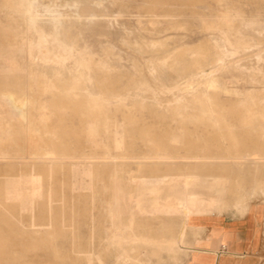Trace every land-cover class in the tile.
Segmentation results:
<instances>
[{
    "label": "rangeland",
    "instance_id": "rangeland-1",
    "mask_svg": "<svg viewBox=\"0 0 264 264\" xmlns=\"http://www.w3.org/2000/svg\"><path fill=\"white\" fill-rule=\"evenodd\" d=\"M23 13L32 19H22ZM0 55V94L32 96L24 107L29 119L21 123L32 130L29 138L17 131V120L0 116V201L11 208V214L1 215L13 216L0 222L7 240L0 257H11L0 264H185V252L174 257L166 250L153 253L159 246L146 242L133 247L115 241L121 233L117 225L130 216L124 212L130 199L119 196L130 177L159 180V172L184 167L228 176L223 194L208 183L196 188L225 207L201 217L238 216L248 204L264 209V165L236 159L264 146V0H0ZM129 118L154 140L127 131ZM56 122L61 133L54 139L42 128ZM180 132L175 143L172 137ZM115 138L121 139L120 148ZM37 146L58 150L53 172L48 160L31 156ZM158 147L189 160L144 159ZM84 169L93 177L84 176ZM31 171L42 175L51 198L22 209L4 196L3 187ZM138 222L146 227L140 224L137 233L159 237V219ZM196 224L189 240L204 229ZM137 251L145 261L119 259Z\"/></svg>",
    "mask_w": 264,
    "mask_h": 264
},
{
    "label": "bare ground",
    "instance_id": "bare-ground-1",
    "mask_svg": "<svg viewBox=\"0 0 264 264\" xmlns=\"http://www.w3.org/2000/svg\"><path fill=\"white\" fill-rule=\"evenodd\" d=\"M28 3V2H27ZM33 3V1H32ZM147 3V2H146ZM156 3V2H153ZM163 3V2H162ZM181 4V3H180ZM182 5V4H181ZM187 5V4H186ZM151 10V9H150ZM148 11V10H147ZM160 12V11H159ZM151 13V12H150ZM152 14V13H151ZM236 14V13H235ZM237 15V14H236ZM232 14L230 15V17ZM21 18L24 20L32 19L31 14L23 13ZM55 20V19H54ZM23 23V22H22ZM40 23V21H39ZM39 25V24H38ZM46 30V29H45ZM37 31V30H36ZM39 33V30H38ZM44 33V32H43ZM41 34V33H40ZM31 31L28 30V37H31ZM46 35V34H45ZM38 38V37H37ZM55 38V37H54ZM49 40V39H48ZM55 40V39H54ZM27 41V39H26ZM28 42V41H27ZM37 42V41H36ZM240 43V42H239ZM66 44V43H65ZM68 44V43H67ZM70 44V43H69ZM27 46V45H26ZM49 46V45H48ZM36 47V46H35ZM42 47V46H41ZM239 47V46H238ZM38 48V47H37ZM8 50V49H7ZM37 50V49H36ZM151 50V49H150ZM34 51V50H33ZM9 52V51H8ZM7 52V53H8ZM37 52V51H36ZM5 54V53H4ZM9 54V53H8ZM38 54V53H37ZM1 56V55H0ZM35 58V57H34ZM24 61V60H23ZM15 62V61H14ZM16 63V62H15ZM223 64V63H222ZM227 64V63H226ZM232 64V63H231ZM7 65V64H6ZM97 68L101 67L99 62H93ZM228 65V64H227ZM10 66V65H9ZM1 67V66H0ZM153 67V66H152ZM214 67V66H213ZM69 69H73L71 65L68 67ZM5 69V68H4ZM212 69V68H211ZM2 70V69H0ZM214 70V69H213ZM4 71V70H3ZM206 71V70H205ZM213 72V71H212ZM203 74V73H202ZM196 77V76H195ZM200 77V76H199ZM104 79V77H103ZM195 79V78H194ZM197 80V79H196ZM194 80V81H196ZM122 81V80H121ZM199 81V80H197ZM204 81V80H203ZM227 83V82H226ZM222 85V84H221ZM234 85V84H233ZM204 86V85H203ZM226 86V85H225ZM223 87V86H222ZM232 87V86H231ZM234 87V86H233ZM262 89V88H261ZM233 90V89H232ZM239 90V89H238ZM224 91H226L224 89ZM71 92V91H70ZM109 92V91H108ZM107 93V92H106ZM229 93V91H228ZM132 95V94H131ZM208 96V95H207ZM211 96V95H209ZM216 96V95H215ZM257 96V95H256ZM105 97V96H104ZM260 97V96H259ZM106 98V97H105ZM246 98V97H245ZM0 99L2 100L1 104H5L8 108L3 107L0 110V116L4 119H11L17 120L18 128L17 131L19 133L26 134L29 138L30 133L32 130L30 128H25L21 126V123L24 120L29 119V113L26 112L25 106L27 105L28 101L32 100V96L26 91L15 92L13 90L1 91ZM121 99V98H120ZM243 99V98H242ZM250 99V98H249ZM162 100V99H161ZM252 100V99H251ZM130 101V100H129ZM243 101H245L243 99ZM248 101V99H247ZM209 103V101H207ZM128 104V103H127ZM140 104V103H139ZM136 105V104H135ZM117 106V105H116ZM188 106V105H187ZM222 106V105H221ZM27 107V106H26ZM64 107V106H63ZM62 107V108H63ZM236 108V107H235ZM30 109V108H29ZM183 109V108H182ZM216 109V108H215ZM225 110V109H224ZM227 110V109H226ZM159 112V111H158ZM222 113V112H221ZM232 113V112H231ZM239 113V112H238ZM215 114V113H214ZM118 115V114H117ZM233 115V114H232ZM136 116V115H135ZM197 116V115H196ZM96 124H99V116L97 115ZM240 117V116H238ZM88 118V117H87ZM123 118V117H122ZM177 118V117H176ZM137 120L134 118H129L125 122L127 126V131L129 132H139L140 134H146L142 136V139H146L148 141H153L152 137H149L148 130L145 128L137 127ZM144 122H142L143 124ZM207 123V122H206ZM27 124V123H26ZM60 122H56V124H50L47 127H43L42 131L49 135L50 138L55 139L57 138L60 133ZM194 126V125H193ZM259 126V125H258ZM20 127L22 129H20ZM240 127V126H239ZM175 129V128H174ZM41 131L40 129H38ZM156 131V130H155ZM67 133V131H66ZM256 133V132H255ZM180 133H174L172 140L175 143H178L180 140ZM245 134V133H244ZM150 135V134H149ZM248 135V134H247ZM36 136V135H35ZM24 136V138H27ZM158 137V136H157ZM167 138V137H165ZM109 139V138H108ZM170 139V137H169ZM147 141V142H148ZM157 141V140H156ZM168 141V140H167ZM184 142V141H183ZM257 143V142H256ZM121 139L115 138L114 139V146L116 148L121 147ZM170 144V143H169ZM175 145V144H174ZM183 145V144H182ZM86 146V145H85ZM125 146V145H124ZM153 146V145H152ZM167 146V145H166ZM184 146V145H183ZM257 146V145H256ZM22 145H19L21 148ZM132 147V146H131ZM150 147V146H148ZM221 147V146H220ZM27 148V147H26ZM86 148V147H85ZM186 148V147H185ZM90 149V148H89ZM130 149V148H129ZM132 149V148H131ZM156 151L147 153L143 157L144 159H159V158H172V157H190L189 155L180 154L181 152H170L164 150H159L155 148ZM209 149V148H208ZM103 150V149H102ZM116 150V149H115ZM130 151V150H129ZM132 152V151H131ZM103 153V152H102ZM118 153V152H117ZM27 154V152H26ZM122 154V153H121ZM32 157H39L48 160L46 165L49 166L48 171L50 173L53 172V166L55 163L53 160L55 158H60V154L56 147L51 148L48 146H37L32 152ZM122 156H125L124 154ZM63 157V156H62ZM95 155H87L86 158H94ZM130 157V156H129ZM135 157V156H134ZM137 157V156H136ZM140 157V156H139ZM194 158H201L204 159L207 156L204 154H194L192 155ZM72 158V157H71ZM74 158V156H73ZM104 158V157H103ZM102 158V159H103ZM138 158V157H137ZM136 158V159H137ZM142 158V157H141ZM208 158V157H207ZM223 158V156H221ZM120 159V158H119ZM135 159V160H136ZM224 159V158H223ZM237 161L240 163L244 161H255L260 162L264 165V146L263 144H258L257 148L249 153H243L239 156H236ZM32 160V159H31ZM115 160V159H114ZM133 160V158H132ZM138 160V159H137ZM143 160V159H142ZM189 160V158H188ZM95 161V160H94ZM134 161V160H133ZM223 161V160H222ZM228 161V160H227ZM33 162V161H32ZM77 162V161H75ZM74 162V163H75ZM6 163V162H5ZM22 163V162H21ZM24 163V162H23ZM34 163V162H33ZM38 163V162H37ZM42 163V162H40ZM67 163V162H66ZM69 163V162H68ZM92 163V162H91ZM89 163V164H91ZM96 163V162H95ZM98 163V162H97ZM103 163V162H102ZM109 163V162H108ZM113 163V162H112ZM117 163V162H116ZM130 163V162H129ZM148 163V162H145ZM161 163V162H160ZM168 163V162H167ZM172 163V161H171ZM203 163V162H202ZM216 163V162H215ZM223 163V162H222ZM228 163V162H227ZM231 163V162H230ZM245 163V162H244ZM254 163V162H251ZM20 164V163H19ZM36 164V163H35ZM78 164V163H76ZM140 164V163H139ZM153 164V162H152ZM32 165V164H31ZM44 165V164H43ZM79 165V164H78ZM105 165V164H104ZM197 165V164H196ZM239 165V163H238ZM36 166V165H35ZM75 166V165H73ZM77 166V165H76ZM92 166V165H91ZM175 166V165H174ZM79 167V166H78ZM81 167V166H80ZM98 167V165H97ZM102 167V164H101ZM150 167V166H149ZM190 167V166H189ZM253 167V166H252ZM33 168V166H32ZM40 168V167H39ZM87 168V166H86ZM181 168V167H180ZM261 168V167H260ZM242 169V168H241ZM150 170V169H149ZM81 171V170H80ZM79 171V173H80ZM207 171V170H206ZM224 171V170H223ZM37 172V171H36ZM40 172V171H38ZM78 172V171H77ZM84 176H92L93 172L90 169H84L83 171ZM132 172V171H131ZM151 172V171H150ZM133 173V172H132ZM139 173V172H138ZM210 173V172H208ZM18 174V173H17ZM22 174V173H21ZM44 174V173H43ZM62 174V172H61ZM77 174V173H76ZM148 174V173H147ZM96 175V174H95ZM133 175V174H132ZM48 176V175H47ZM54 176V175H53ZM83 176V177H84ZM97 176V175H96ZM156 176V175H155ZM13 177V176H12ZM17 177V176H15ZM19 177V176H18ZM74 177V176H73ZM76 178H78L75 175ZM82 177V178H83ZM144 178V177H143ZM7 179V176H6ZM47 179V178H46ZM56 179V178H55ZM54 179V180H55ZM79 179V178H78ZM85 179V177H84ZM99 179V178H98ZM130 179V186L127 188L126 191L120 193V198L128 197L130 199L131 206L126 209V211L130 214L129 217L125 218L128 222H121L117 225L118 229L121 233L116 234L117 243L128 242L131 246H139L140 243L146 242L149 244L156 245L159 248H155L152 250L153 253H156L161 250H166L171 253L174 257L178 255L179 252H184L188 248V241L187 237L190 233V230L194 231L196 229L197 224L193 221L192 218L198 217L199 215L203 214L208 210H216V209H224V203L221 199L217 196H209L196 189L197 187H201L204 184L208 183V188L211 190L216 191L219 194H223L228 190L229 181L228 176H218V175H205L204 173H198L194 168H181L178 171L174 172H159V180L158 179H138L135 182L132 181V177ZM13 180V179H10ZM8 180V181H10ZM49 180V179H48ZM75 180V179H74ZM15 183L11 184V186H4V196L9 200L15 202L19 205L20 208H35L36 204L51 198L50 193H44L43 184H42V175L35 172H29L28 174H22L18 178L15 179ZM60 181V180H58ZM78 181V180H77ZM76 182V181H75ZM11 183V182H9ZM24 184V185H23ZM48 184V183H47ZM10 185V184H9ZM49 187V184H48ZM46 188V187H45ZM204 188V187H203ZM53 192V191H52ZM55 192V191H54ZM58 194V193H57ZM60 194V193H59ZM230 194V193H229ZM56 194L54 193V196ZM62 195V194H61ZM53 196V195H52ZM64 196V195H63ZM3 197V196H2ZM58 198V197H57ZM5 199V198H4ZM63 199V198H62ZM65 199V198H64ZM7 200V199H6ZM54 200V199H53ZM52 200V201H53ZM121 200H118L117 203H120ZM58 202V201H57ZM56 202V203H57ZM247 202V201H246ZM55 203V202H53ZM58 203H61L60 201ZM72 203V202H71ZM68 205V204H67ZM11 206V205H10ZM52 207V206H51ZM63 207V206H62ZM234 207V206H232ZM70 208V207H69ZM24 209V210H26ZM59 209V208H57ZM74 209V208H73ZM76 209V208H75ZM241 209V208H240ZM19 210V209H18ZM21 210V211H24ZM73 211V210H71ZM84 211V210H83ZM11 214V208L5 206L3 201H0V222L1 221H8V219H12L13 216L7 215L5 217L4 213ZM29 212V211H28ZM49 213V212H48ZM63 213V212H62ZM33 217V216H31ZM149 218L159 219V223L161 224V233L159 237H152L146 233H137V228L141 224L142 227H146L145 223L138 222L140 220H149ZM68 219V218H67ZM73 220V219H72ZM79 220V219H77ZM87 220V219H86ZM171 222H167V221ZM138 222V223H137ZM146 222V221H145ZM153 222V220H152ZM33 223V222H32ZM20 224V222H19ZM73 224V223H72ZM88 224V223H87ZM22 225V224H21ZM33 225H36L33 223ZM40 225V224H39ZM60 225V224H59ZM149 225V224H148ZM74 226V225H73ZM72 226V227H73ZM151 227V226H150ZM33 228V227H31ZM92 228V227H91ZM156 229V228H155ZM40 230V229H39ZM65 230V229H64ZM147 230H149L147 228ZM48 231V230H47ZM77 231V230H76ZM159 231V230H158ZM1 232V230H0ZM48 235L52 234L47 232ZM14 235V234H13ZM47 235V236H48ZM155 236V235H154ZM49 237V236H48ZM54 238V237H53ZM64 238V236H63ZM6 237L0 233V245L7 243L5 240ZM43 240V239H42ZM45 242V241H44ZM52 242V240H51ZM50 243V242H49ZM67 243V242H66ZM92 243V242H91ZM45 244V243H44ZM61 244V243H60ZM47 245V244H46ZM27 247V245H26ZM24 247V248H26ZM28 248V247H27ZM129 249V248H128ZM139 249V248H138ZM20 252V250H18ZM25 251V250H24ZM77 251V250H76ZM135 251V250H134ZM0 252H2L0 250ZM16 253V252H15ZM167 253V252H166ZM7 256V255H5ZM102 256V255H101ZM93 257V256H92ZM104 258V257H103ZM19 259V258H18ZM86 259V257H85ZM93 259V258H92ZM98 259L102 262L101 258ZM120 260H127L129 259L133 263H138L146 260L144 254L140 251L134 254L124 253L119 257ZM11 257H0V261H9ZM99 261V262H100ZM20 262V261H19ZM148 262V261H147ZM100 264V263H99Z\"/></svg>",
    "mask_w": 264,
    "mask_h": 264
},
{
    "label": "crops",
    "instance_id": "crops-1",
    "mask_svg": "<svg viewBox=\"0 0 264 264\" xmlns=\"http://www.w3.org/2000/svg\"><path fill=\"white\" fill-rule=\"evenodd\" d=\"M249 206L238 216L210 213L192 218L204 229L198 237L187 238L185 264H264V209Z\"/></svg>",
    "mask_w": 264,
    "mask_h": 264
}]
</instances>
